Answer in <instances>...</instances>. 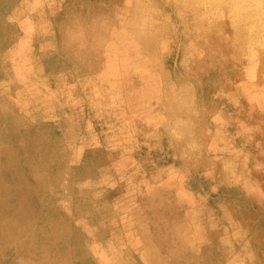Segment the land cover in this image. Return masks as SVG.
<instances>
[{
    "label": "rangeland",
    "instance_id": "rangeland-1",
    "mask_svg": "<svg viewBox=\"0 0 264 264\" xmlns=\"http://www.w3.org/2000/svg\"><path fill=\"white\" fill-rule=\"evenodd\" d=\"M201 80L222 85L219 111L199 101ZM240 125L259 169L264 0H0V264H135L127 244L143 264H167L175 247L198 264L197 235L244 264L187 183L201 171L225 178L215 193L236 184L240 165L221 152ZM100 147L114 179L83 181L76 165ZM117 183L123 199L101 203Z\"/></svg>",
    "mask_w": 264,
    "mask_h": 264
},
{
    "label": "trees",
    "instance_id": "trees-1",
    "mask_svg": "<svg viewBox=\"0 0 264 264\" xmlns=\"http://www.w3.org/2000/svg\"><path fill=\"white\" fill-rule=\"evenodd\" d=\"M16 43L17 41L11 44L8 49L13 51ZM214 89L216 91L223 89L219 80H201L197 84L199 101L208 111L220 110L219 100L212 96ZM230 126L229 121L225 119L224 128L226 132H231ZM240 128H245L246 130L239 133L236 137L234 145H238V147L235 151L230 155H225L223 151L221 152L223 157L235 160L240 165L236 184L231 187H223L221 192L214 194L211 198H207L204 193L209 189L201 171L191 174V179H189L188 183L195 197L209 206L216 216L223 215L228 217L227 230L236 234L234 245L235 252L239 253V261L244 264H264V157L263 162L260 163V168L257 169L249 152V145L253 142L251 131L244 125H240ZM239 147L246 148L244 153L240 152ZM251 150L254 152L253 148ZM92 153H95L97 158L95 156V158H92ZM241 168L245 170L244 174H241ZM76 171L82 174L83 181L92 182V180H97L105 174H109L114 179L110 153L103 147L85 151L76 165ZM244 179L250 184L248 194H246L243 186ZM121 189L118 183L117 185L102 186L99 189L101 192V203H106L111 207L113 203L115 204L117 201L122 200ZM124 213H115L116 222L118 221V216ZM121 225L126 228L125 230L129 235L133 238L136 237L137 230L133 226L132 221H126ZM173 243L175 244V240H173ZM199 243L198 264H226L224 252L218 248L216 240L203 241L202 238H199ZM122 252H126L128 259L133 260V263L143 264L140 252H133L128 244L122 249ZM163 252L161 253L166 255L167 264H191L177 256L179 251H177L176 247L169 249L168 253ZM245 255L250 257L247 256L245 258Z\"/></svg>",
    "mask_w": 264,
    "mask_h": 264
},
{
    "label": "crops",
    "instance_id": "crops-1",
    "mask_svg": "<svg viewBox=\"0 0 264 264\" xmlns=\"http://www.w3.org/2000/svg\"><path fill=\"white\" fill-rule=\"evenodd\" d=\"M252 77H250V79H251ZM234 161V160H233ZM206 173H202V176H203V178H204V180H206V182H207V185H208V191H206V192H209L210 193V195L209 196H206L207 198H211L214 194H216V193H219V192H216L215 193V191H214V189H212V186H215V188L220 184V181H219V179H221L222 180V178H224V177H222L221 175H217L216 173H214V172H212L211 173V175L207 178L206 177V175H205ZM189 176H190V173H189ZM228 178H231V175H227V179ZM235 178H238V176L237 177H235ZM225 179V178H224ZM188 183V182H187ZM188 186H189V188L191 189V187H190V185H189V183H188ZM211 190H213V191H211ZM216 190V189H215ZM191 191H192V189H191ZM193 196L195 197V195L193 194ZM196 198V197H195ZM197 199V198H196ZM199 202H200V200L199 199H197ZM205 204V203H204ZM206 205V204H205ZM207 206V205H206ZM209 207V206H208ZM211 211H212V209H211ZM212 213H213V211H212ZM214 214V213H213ZM214 216L215 217H220V216H216L215 214H214ZM223 218H224V220L225 221H222V223H223V228H224V230L228 233V234H230V232L227 230V226H228V223H229V219H228V217L227 216H223V215H221ZM227 220V221H226ZM199 238H202V240L203 241H206L203 237H201V236H195V238H194V244H195V247H196V250H197V253H198V240H199ZM234 243V242H233ZM197 244V245H196ZM130 247H132V246H129V248ZM131 250H132V248H130ZM137 251H140V250H138V249H136ZM143 250V249H142ZM130 251V250H129ZM133 251H135L134 249H133ZM141 252V251H140ZM144 254L146 255L145 256V259L148 261H153L155 258L148 252V251H144ZM158 254H160V252H158ZM158 258H159V256H158Z\"/></svg>",
    "mask_w": 264,
    "mask_h": 264
},
{
    "label": "bare ground",
    "instance_id": "bare-ground-1",
    "mask_svg": "<svg viewBox=\"0 0 264 264\" xmlns=\"http://www.w3.org/2000/svg\"><path fill=\"white\" fill-rule=\"evenodd\" d=\"M4 144V143H3ZM6 146V145H5ZM20 149V148H19ZM17 151V150H16ZM15 151V152H16ZM11 154V153H10ZM19 154V153H18ZM16 155V154H15ZM2 157V156H1ZM27 166V165H26ZM33 169V168H32ZM120 210V209H119ZM48 222V221H47ZM115 222H116V220H115ZM116 223H118V221L116 222ZM119 225V224H118ZM121 225V224H120ZM135 229V228H134ZM7 230V229H6ZM133 230V229H132ZM139 235V234H138ZM5 236V235H4ZM136 236V235H135ZM137 238V237H136ZM138 239H140V238H138ZM209 244V243H208ZM7 245V244H6ZM58 245V244H57ZM197 245V244H196ZM198 245H200V243L198 244ZM205 245V244H204ZM5 246V245H4ZM127 246V245H126ZM195 246V245H194ZM4 248V247H3ZM130 248H132V247H130ZM179 248V247H178ZM209 248V247H208ZM161 252V251H160ZM163 252V251H162ZM195 252V251H194ZM8 253V252H7ZM164 253V252H163ZM15 254V253H14ZM88 254V253H87ZM178 254V253H177ZM195 254V253H194ZM17 255V254H16ZM86 255V254H85ZM93 255V254H92ZM123 255V254H122ZM125 256V255H124ZM177 256H179V255H177ZM96 257V256H95ZM123 257V256H122ZM171 257V256H170ZM128 258V257H127ZM182 258V257H181ZM123 259V258H122ZM175 259V258H174ZM124 260V259H123ZM182 260V259H181ZM73 263V262H72Z\"/></svg>",
    "mask_w": 264,
    "mask_h": 264
}]
</instances>
